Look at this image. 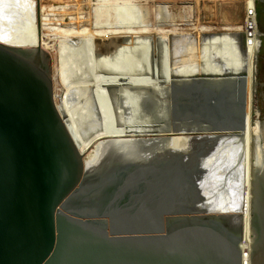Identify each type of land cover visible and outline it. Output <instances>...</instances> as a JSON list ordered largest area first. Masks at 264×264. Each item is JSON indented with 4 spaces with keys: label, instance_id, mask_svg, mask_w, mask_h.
I'll return each mask as SVG.
<instances>
[{
    "label": "water",
    "instance_id": "1",
    "mask_svg": "<svg viewBox=\"0 0 264 264\" xmlns=\"http://www.w3.org/2000/svg\"><path fill=\"white\" fill-rule=\"evenodd\" d=\"M36 2L39 44L0 40V264H242L241 147L236 196H204L184 192L181 182L167 183L149 160L151 137L102 139L103 157L90 169L56 103ZM226 34L245 57L247 33ZM171 38L173 50L186 41L183 35ZM118 39L99 55L115 51ZM134 39L121 38L130 58ZM240 72L245 76V67ZM192 83V91L200 90ZM237 87L236 121L227 128L211 129L212 124L211 131L243 129L246 91ZM257 124L250 163V264H264V126L262 120Z\"/></svg>",
    "mask_w": 264,
    "mask_h": 264
},
{
    "label": "rangeland",
    "instance_id": "2",
    "mask_svg": "<svg viewBox=\"0 0 264 264\" xmlns=\"http://www.w3.org/2000/svg\"><path fill=\"white\" fill-rule=\"evenodd\" d=\"M36 1L37 0H0V36L23 37L30 33L32 24H37L35 17L38 15L34 6ZM118 2H122V0H112L111 2L105 0L100 2L97 0H39L41 9L44 6L47 9H52V13H58L57 17L59 18L65 15H67V17L68 15L75 17L76 14L78 17L81 16L82 18L90 17L82 23L92 30H94L92 28V22L94 23L92 17L95 18L94 15L98 12L96 11L97 5L93 4H115ZM133 2L132 13L123 8H105V11L106 13H111L110 15L114 18L116 23L127 22L130 24L135 22L137 23L136 27H160L170 26V24L176 26V28L182 26L181 32H171V35L174 37L179 35L185 36L186 40L179 45L174 43L173 57H175L177 62V65L175 64L174 66H177L179 73L183 70H190L191 77L195 78L196 80L194 81H197L198 86H200V90L192 91V82L194 81L174 82L175 94L173 95V99L174 97L175 99L173 106L172 92L170 100L171 106H167L165 102L158 100V96L162 92L160 89H156L153 86L146 87L141 90L144 95V100H142L143 107L141 108L140 105L138 107L136 104L138 107V117L140 119L143 120L147 118L153 110L162 109L165 106V108L168 107L167 109L171 108L172 116H180L187 121L191 119L203 124H207L211 121L210 123H213L215 126L225 127L233 124L239 113L240 89L233 82L232 76L234 75L230 74L232 72H226L227 63L225 62L228 59V55L226 54V56L225 51L222 50V45L224 43H219L217 40L210 41V37L207 36L224 35L227 33L226 31L242 32V28L240 27L223 29L222 27L223 25L242 24L249 15L250 18L255 16V21H257L258 24L257 31H260L258 44L256 40L255 24L253 42L250 46L252 52L250 64L252 71L251 76L254 82L252 93L256 111L255 117L257 120H262L264 126V0H133ZM58 3H62L60 5L61 7H68L70 5L69 11H66L68 14L65 11L60 12L56 10L55 12L54 5H58ZM65 3L67 6L64 5ZM131 19L133 21H131ZM165 21L170 23L164 24L163 22ZM189 21L192 22L193 27H190L191 24L188 23ZM66 27L67 29L64 30L65 32L68 30L73 31L74 28H77L75 25H67ZM51 31L60 32L61 30L59 31V29L56 28ZM51 31L48 29L45 30L47 34H44V36L47 35V40L55 47L57 36L55 37L56 34ZM184 31H187V33ZM250 31H252V28ZM160 34L162 35V32L136 35V39L134 40H137L138 43L134 41V46H132V48L137 47V50L133 49L132 52L134 58H130L131 55L127 53L125 46H117L115 51H112L113 53L111 51L108 53L110 57L103 55L100 58L98 57L101 66L100 70L102 69L101 71L105 73L103 74L104 76L96 75V73H98V66L95 67L96 70L94 71V75H90V72L87 73L86 71L89 69L88 67L86 69L84 68L85 70L82 72L77 71L76 74L81 77L76 75V80H80V83H84V81L86 82L88 79L94 80L97 84L94 85L93 83L94 86H103L102 90L109 88L114 94L118 91L120 95H122V84H125L128 89V84L126 85L127 82L107 83L105 81L106 84H103L101 79H122L121 76L124 78L133 71L131 78L134 80L130 82L134 88L139 78H142L145 82L146 78L149 79L151 76L157 77L158 79L161 78L159 75L163 72V70L162 72L160 71L163 66L161 55L163 49L161 46L159 47V39H161V36H159ZM108 41L111 43V38ZM109 42H103L98 50H105L108 45L111 49L114 43L110 44ZM150 43L152 44L149 45ZM53 49L54 48H47L52 58L54 89L56 93L61 94L62 88L57 82V77L59 76L56 68L57 56ZM234 51L237 52V49L234 48ZM65 53L67 54V52ZM213 54H216V57H214ZM111 56H113L112 59H109ZM83 57L85 56L83 55ZM131 59L133 60V66L129 69L128 66L130 65L127 66L126 63L130 62ZM223 59H226L225 62H223ZM68 62L70 63V61H67V64ZM67 64H64V66L67 67L69 65ZM211 70L224 71L225 73L212 77L208 75L210 73L207 74V72H212ZM182 77L185 78L184 76ZM93 92L94 89L88 91V89L81 86L76 92H73L74 94L72 93L73 97L70 94L71 107L76 114L85 115L88 113L87 108L92 109L93 107L104 111L105 106L96 100V97H99L101 93L96 91V93ZM78 93H80L79 96ZM85 93L89 95H85ZM80 95L89 96V98L86 100H79L81 99ZM116 102L117 103L114 102L112 104L111 109L114 108L116 110L125 111L130 109L129 114L131 115L130 107L133 106L132 104H134V102L129 103L128 101L127 104L130 106H126V103ZM122 123L124 122L122 121L121 124ZM255 125L258 131L257 121ZM195 135H201L203 138L192 137ZM188 136L189 135L186 136L188 142L187 146H177L171 142L174 137L171 138L169 135L143 136L151 137L150 140H152V144L149 145L151 146V150H149L147 154L149 155V160L156 165L154 168L155 172L156 168L159 170V177L163 176L161 175V171H163L164 180L167 183H170V181L172 183L174 181L177 183L181 182V189L184 192L192 191L199 195H208L210 197H217L219 194L228 192H231L235 196L238 195L239 140L228 132L222 131L193 133L190 134V138ZM209 179H211V181H208Z\"/></svg>",
    "mask_w": 264,
    "mask_h": 264
},
{
    "label": "bare ground",
    "instance_id": "3",
    "mask_svg": "<svg viewBox=\"0 0 264 264\" xmlns=\"http://www.w3.org/2000/svg\"><path fill=\"white\" fill-rule=\"evenodd\" d=\"M97 1L100 2L102 0H97ZM105 1L111 2L112 0H105ZM62 3H58V5H54L55 12L56 10L60 12L69 11L70 5L68 7H65V6L61 7L60 5ZM133 3H134L133 0H122V2H118L115 4H112V3L93 4V5H97L98 10L96 8V11H98L99 13L97 12L94 15L95 18L92 17V19H94V23L92 22V28L94 30H92L82 23L84 20H86L85 17L84 18H82L81 16L78 17L77 14L75 17L72 15H68L67 17L66 15L64 19L63 17L62 18H59L57 16L53 17L54 15H58V13L57 14L52 13V9H47L45 6H44L45 8L43 7L41 9L40 3L38 0L40 44H42L43 47L48 48V49L54 48L53 50L57 56V59H56L57 67L56 68H57V72L59 75L57 77V82L59 86L62 88V92L61 94H58L55 92L56 103L58 104L60 110L63 112L66 118V121L70 127V130L72 131L75 139L77 140L80 146V150L85 155L84 156L85 164L90 169L92 167H95L99 163L101 157H103L100 142L102 139H105V138H111V139L116 138L117 139V138H122V137L155 136V135L168 136L169 135V137L171 138L174 137L171 142H173L177 146H187V143H188L186 139L187 135H190L193 133H200V132L201 133L216 132V131L210 130L211 127H212L211 129L213 128L216 129V127L215 125L210 124L209 121H208L209 123L207 124L199 123L196 120H193L192 123H184V122L181 123L179 120L180 119L179 116H176V115L172 116L171 114L172 110L170 107H169L170 109H167L168 107L165 108V106L162 108L165 110L164 118H165V123L167 124L166 128H165L166 125L162 126L160 124L159 121H160L161 115L156 109L153 110V112L149 114V116H147L146 118L147 120H143V121L135 117V114L134 115L132 114L133 112L132 109H136L135 101L144 96L143 93H138V92L149 86H153V87L157 85L161 86L162 81H163L161 79L162 77L168 78L166 79V81L164 80L165 86L169 87L171 84V87L166 88V90H160L162 91L161 92L162 96L158 100L161 99L160 100L161 102L163 101L167 104V106L169 105L171 106L170 100H171V92L173 89V84L174 82L176 81L179 82L180 80V77L177 76V73H178L177 66H174L175 64L177 65L175 57H174L175 61L174 62L171 61L173 60V46L171 44L172 43V38H171L172 33L171 32L177 33V32H181L182 30V26L176 28V26L172 24H170V26H160V27L159 26L136 27L137 23L135 22H132L130 24H128L127 22L126 23H116L115 21L106 19L105 17L104 18L101 17V16H104V14H106L105 8H116V9L123 8L124 10L130 11L132 13ZM64 5L67 6L66 3ZM34 6H35V9L37 10V2L34 3ZM37 15H38V12H37ZM35 20L37 21V24H32L31 31L27 35L23 37L22 36L21 37L0 36V40L12 46H36L38 45L39 44L38 16L35 17ZM131 21L133 20L131 19ZM59 22H62L63 26L60 25L54 28V29L56 28L59 29V31L62 29H67L66 27L67 25L76 26V24H80V23L82 24L77 25L76 26L77 28H74L73 31L68 30L67 32L65 31L53 32L48 28L49 25H52V26L57 25ZM163 23L169 24L170 22L165 21ZM188 23L191 24L190 25L191 27L192 22L189 21ZM255 24H256V40L258 41L257 23L255 21V16L253 18L252 17L250 18L248 15V17H246L245 21L242 24L223 25L222 27V29L240 27L242 28L241 30L242 32L247 33V40H248L247 43L248 44H247V49L245 50L246 51L244 55L245 57H241L239 53L234 51V48L237 49L236 44L234 43L235 42L234 38L228 36L227 34H224L223 36H220V37H214V38L211 37L209 39L210 41L217 40L219 43L221 42L224 43L222 45V50L225 51V55L226 54L228 55V56L226 55L228 59L227 60L225 59L226 62L223 59V62L227 63V65L225 64L227 66V71L232 72L230 73L231 75H234L232 76V79L234 81L235 79H237L238 84L242 86L243 89H245L246 91V94H245L246 96L245 97L246 115H245V124H244L243 129L242 130L241 129L226 130L230 135H233L235 138L239 140L238 144L242 150L241 156H240L243 159L242 165H241V167H243V179H242L243 192H242V208H241L242 220H243V223H242L243 224L242 264H250V213H249V210H250V166L249 164L251 163V160L249 162H246V156H247L246 142L248 141L247 135L250 132H251V140H250L251 144H252V139L254 137L253 135L254 123H251V116H250V105H251V99H252V81L249 76L248 67L251 69L250 62L252 58L251 57L252 52H251L250 46L253 42V31L255 29ZM251 28H252V31H250ZM47 29L55 33L56 34L55 37L56 36L59 37L55 40L56 41L55 47H53L50 44V42L47 40V35L44 36V34H47L45 32V30ZM157 32H162V35L161 34L159 35L161 36L160 37L161 39H159V47L161 46L163 49V53L161 54L162 59H163V66L160 71L162 72L163 70L166 76L159 75L161 77L159 79L157 77L151 76L149 79L146 78V82L142 80V78L141 79L139 78L138 79L139 81L137 83L134 82L137 85L134 88H131L129 90V93L127 92L128 90L126 89L125 84H122V87H123L122 95H120V92L118 91L116 94H114L112 91H110L109 88H105L104 90H102L103 86L102 87L94 86V85H97L96 81L89 80L88 78H86L88 80L86 82L84 81V83L81 81L83 84L79 82L80 80H76L77 78L75 77L77 76L81 77L80 75L76 74L77 71L82 72L88 67L89 69L86 70L87 73L90 72V74L94 75V71L96 70L95 67L98 66L97 67L98 75L102 76L103 74H105L103 71H101L102 69L100 70L101 66L98 60V57L100 58L102 56V53L99 55L98 49H99V46L103 44V42H109L108 40L111 38V43L110 42L109 43L112 44L116 42L115 41L116 38L120 37V39H118L117 41L116 46L122 47L125 45L124 42L121 41V38L124 36L134 37L136 35L138 36V35H145V34H154ZM184 32L187 33V31H184ZM226 32L230 33V32H238V31H226ZM135 42H137V40ZM151 44L152 43H150L149 45ZM258 44H259V41H258ZM107 47L109 48V45ZM133 49L137 50V47L132 48V51ZM65 52H67V54ZM83 55L85 57H83ZM103 56L109 57L108 55H103ZM213 56L216 57V54H213ZM67 61H70V63L68 62L69 65L67 64ZM132 62L133 60L131 59L129 62V65H130L129 69L133 66ZM64 64H67L68 66L65 67ZM80 66H83V67H80ZM243 67H245V70H246V81H245V76L243 75L240 76V73H241L240 71L243 70ZM170 72H172L171 83L169 82L170 77H168L170 76ZM131 75H133V71H131L130 75L128 74L124 78L123 76H121L122 79L117 78L116 80L115 79L110 80L108 78H105L103 80L101 79V82L103 84H106V82L107 83L108 82L126 83L124 81L134 80L133 78H131ZM245 82H246V88H245ZM81 86L85 89H88V91L94 89V92L96 91V92L101 93L99 97L98 96L96 97V100L97 102H100L105 106L104 111H101L100 109L98 110L94 107L92 109H89L86 107L88 113H86L85 115H78L76 114L74 110H72L70 94L73 97V94H74L73 92L74 91L76 92ZM79 94L80 93H78V96ZM85 95H89V94L85 93ZM80 97L81 99L79 100H86L87 98H89V96L86 97L82 95H80ZM116 101L122 102L123 104L126 103L125 104L126 106L128 105L127 104L128 101L129 103L133 101L135 104H133L132 106L133 108L131 109L132 116L129 114L130 109H127V111L116 110L114 108L111 109L112 104L114 102L117 103ZM122 121L124 123L121 124ZM210 125L212 126L210 127ZM257 127H258V124H257ZM240 176L241 174L239 175V177Z\"/></svg>",
    "mask_w": 264,
    "mask_h": 264
},
{
    "label": "flooded vegetation",
    "instance_id": "4",
    "mask_svg": "<svg viewBox=\"0 0 264 264\" xmlns=\"http://www.w3.org/2000/svg\"><path fill=\"white\" fill-rule=\"evenodd\" d=\"M57 14V13H56ZM55 16H57V15H54L53 17H55ZM63 16V15H62ZM66 16V15H65ZM64 16V17H65ZM64 17H63V19H64ZM102 18H104V17H106V18H108V19H110V20H113L114 21V18H112L111 17V15L109 14V13H106V14H104V16H101ZM78 18V17H77ZM88 18H90V17H88ZM86 20H88L87 19V17H86ZM65 21V20H64ZM78 23H80V22H78ZM60 25H62L63 26V23L62 22H59L57 25H49L48 26V28L50 29V30H54V28L55 27H57V26H60ZM77 25H80V24H76V26ZM64 26H65V24H64ZM65 29H62L60 32H62V31H64ZM57 38H59V37H57ZM126 65L128 66L129 65V62L128 63H126ZM129 67V66H128ZM227 68V67H226ZM170 71H171V69H170ZM212 71V70H211ZM248 71H249V76H250V78H251V81H252V86L254 85V82H253V78H252V76H251V69L248 67ZM226 72H228V71H226ZM208 73H210V74H208ZM223 73H225L224 71H219V70H214V71H212V72H207V74L208 75H210V76H212V77H215V75H223ZM245 73H246V70H245ZM171 74H172V72H170V76H168V77H170V79H169V82L171 83V78H172V76H171ZM206 74V73H205ZM90 75H93V74H90ZM96 75L98 76V73H96ZM161 76H166V74L164 73V72H162V74H161ZM177 76H179L181 79H180V81H194L195 79L194 78H192L191 77V72H190V70H183V71H180V73L178 72L177 73ZM182 76H184L185 78H183ZM188 76H190V77H188ZM178 77V78H179ZM187 78V79H186ZM163 81H162V85L160 86V85H158L157 87L155 86V88L156 89H159V87H160V90H166V88H169V87H171V84H170V86L169 87H166L165 86V81H166V79H168V78H161ZM191 79V80H190ZM165 80V81H164ZM179 81V82H180ZM245 81H246V74H245ZM125 82H127L126 83V85L128 84V89H127V86H126V89L128 90L127 92L129 93V90L131 89V88H133V85H132V83L130 82V81H125ZM130 83V84H129ZM235 84L237 85L238 84V82H237V79H235ZM130 85V86H129ZM239 85V84H238ZM240 86V85H239ZM130 87V88H129ZM245 88H246V82H245ZM252 92H253V90H252ZM138 93H142L141 91H139ZM128 95H130V94H128ZM161 95V94H160ZM159 95V98L161 97ZM142 100H144L143 99V97H141V98H139V99H137L136 101H135V103L137 104V106L139 107V105L141 106V108L143 107V101ZM161 100V99H160ZM141 101H142V103H141ZM131 103H133V101L131 102ZM134 103V104H135ZM135 104V105H136ZM133 105V104H132ZM128 106H130V105H128ZM136 106V109H132L133 107L131 106L130 108L133 110V112H132V110H131V112H132V114L134 115L135 114V117H137L138 119H140L139 117H138V107ZM158 112H159V114L161 115L160 117V124L163 126V125H166L165 126V128L167 127V124L165 123V114H164V112H165V110L164 109H158ZM255 104H254V100H253V93H252V99H251V105H250V116H251V123H254V131H253V135H255V134H257V129H256V125H255V123H256V121H257V119H256V115H255ZM131 114V115H132ZM137 115V116H136ZM193 116V115H192ZM179 120H180V122L181 123H183V120L184 119H182V117H180L179 116ZM186 118V117H185ZM191 118H193V117H191ZM213 118V117H212ZM140 120H142V119H140ZM143 120H147L146 118L145 119H143ZM142 120V121H143ZM193 122V120H191V119H189L188 121L187 120H184V123H192ZM211 122V121H210ZM210 124H213V123H210ZM247 142H246V149H247V156H246V162H249L250 161V158H251V149H252V144H251V142H250V140H251V132L247 135ZM249 166H250V164H249Z\"/></svg>",
    "mask_w": 264,
    "mask_h": 264
}]
</instances>
